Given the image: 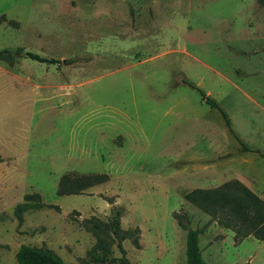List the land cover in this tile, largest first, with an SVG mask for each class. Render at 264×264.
Returning a JSON list of instances; mask_svg holds the SVG:
<instances>
[{
  "label": "rangeland",
  "instance_id": "rangeland-1",
  "mask_svg": "<svg viewBox=\"0 0 264 264\" xmlns=\"http://www.w3.org/2000/svg\"><path fill=\"white\" fill-rule=\"evenodd\" d=\"M18 49L0 58V264L22 245L95 264L84 222L117 209L109 264H186L190 229L206 264H264V241L186 199L236 182L264 202V158L184 83L264 154V0H0V51ZM92 174L108 181L58 194Z\"/></svg>",
  "mask_w": 264,
  "mask_h": 264
},
{
  "label": "trees",
  "instance_id": "trees-1",
  "mask_svg": "<svg viewBox=\"0 0 264 264\" xmlns=\"http://www.w3.org/2000/svg\"><path fill=\"white\" fill-rule=\"evenodd\" d=\"M21 53V49L16 50L14 53L9 50H2L0 51V58H9L13 55H21ZM26 57L39 62H48V60L30 53L26 54ZM52 61L55 63L54 60ZM184 83L197 89L205 103L220 111L229 131L239 142L242 152L258 153L261 158H264V154L258 151H253L237 134H235L230 118L214 99L207 96L194 84L186 80ZM0 162H2L1 157ZM107 181L108 176L104 174L82 176L64 175L59 182L58 194L61 196L77 195L83 190L103 184ZM32 198V196H28L27 200H31ZM186 199L195 204L201 211L212 215L213 219L218 221L220 225L232 230L235 233L236 239H244L249 235H252L256 239L264 241V202L238 183L230 182L211 191L195 190L187 194ZM41 207H43L42 204L25 203L16 208V213L20 216L23 212L31 208L39 209ZM121 215V210L117 209L112 218L106 224L101 223L96 219H90L84 222L86 228L100 241L94 251L90 254L93 263L109 264L106 257V254L108 253L107 245L104 243L102 237H112L116 242L118 251L122 255H125L122 243L129 234L122 232L120 228ZM175 218H178V224L180 226H184L179 215H175ZM198 236V230H188L186 240V264H206L201 257ZM117 261L121 264H128L124 258ZM17 262L18 264H65L58 255L48 249L26 245L20 247L17 253ZM113 262L115 261L113 260Z\"/></svg>",
  "mask_w": 264,
  "mask_h": 264
}]
</instances>
